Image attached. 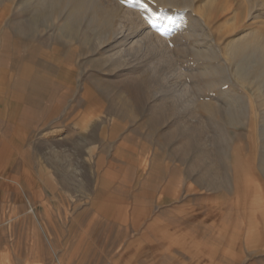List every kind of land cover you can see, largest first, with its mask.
Returning a JSON list of instances; mask_svg holds the SVG:
<instances>
[{
    "label": "rangeland",
    "instance_id": "rangeland-1",
    "mask_svg": "<svg viewBox=\"0 0 264 264\" xmlns=\"http://www.w3.org/2000/svg\"><path fill=\"white\" fill-rule=\"evenodd\" d=\"M7 1L23 10L17 27L32 31L36 50L64 59L66 83L72 69L80 92L95 96L92 119L83 122L94 124L83 134L78 126L64 128L62 155L50 158L59 175L45 181L53 214L48 224L38 207L0 208L1 248L9 239H25L29 249L46 252L48 264L103 263L78 255L90 248L85 207L92 198L112 195L116 208L109 212L120 216L123 200L129 220L135 219L134 190L144 174L137 160L159 154L155 163L164 170L150 174L145 184H191L232 203L240 216L234 226L247 228L250 246L264 250V94L258 81L234 75L236 65L227 54L231 42L252 31L264 38V0H92L101 5V15L106 10L110 36L103 34L109 27L95 29L86 17L67 29L58 10L35 12L27 0ZM153 42L141 56L137 47ZM163 45L168 54L161 59ZM221 133L230 136L228 146ZM1 256L9 258L7 252Z\"/></svg>",
    "mask_w": 264,
    "mask_h": 264
},
{
    "label": "crops",
    "instance_id": "crops-1",
    "mask_svg": "<svg viewBox=\"0 0 264 264\" xmlns=\"http://www.w3.org/2000/svg\"><path fill=\"white\" fill-rule=\"evenodd\" d=\"M14 6L0 0V208L31 212L38 207L47 225L53 214L45 181L59 175L50 167V158L56 154L58 160L62 155L64 128L78 126L83 134L94 124L83 122L92 119L95 95L80 92L72 69L66 83L64 59H49L36 50L38 39L31 30L17 27L23 10ZM55 134L58 139L48 137ZM158 157L162 156L137 160L136 169L144 174L134 190L135 219L129 220L123 200L120 216L109 212L116 208L112 195L90 200L88 210L85 207L90 248L84 254L79 249L78 255L92 261L102 258L101 264H264V250L250 246L247 228L234 226L240 216L232 203L191 184L144 183L150 174L164 170L155 163ZM58 188L53 186L52 191L61 192ZM103 239L104 246L98 248ZM24 241L9 239L7 248L0 247V253L9 256L8 264H48L45 251L35 252Z\"/></svg>",
    "mask_w": 264,
    "mask_h": 264
},
{
    "label": "bare ground",
    "instance_id": "bare-ground-1",
    "mask_svg": "<svg viewBox=\"0 0 264 264\" xmlns=\"http://www.w3.org/2000/svg\"><path fill=\"white\" fill-rule=\"evenodd\" d=\"M156 1L172 2V1H176V0H156ZM27 3L29 6H31L32 10H34L35 12L37 10L38 11L41 10V8L43 10H49V11L50 10L51 11H54V10L60 11L61 13L64 14V18H66V20H67V25H66L67 29H70V26H72L77 21H79L80 18L86 17L87 18L86 22L88 23V25L89 26L91 25V27H93L95 29H102V28H105L106 26L109 27L108 29L107 28L104 29L105 31L103 34L105 36L106 35L110 36L112 33L113 26H112L111 20L106 18V16H107L106 15L107 13L105 12L106 10L103 9V13H105V14H103L101 12L102 13V15H101L100 14V11L102 9L101 5L99 3H95L92 0H27ZM105 7L107 9V6H105ZM108 17H109V15H108ZM111 17H112V15H111ZM112 20H113V18H112ZM114 21H115V19H114ZM71 32L72 31H70V34H71ZM149 34L152 35V32ZM148 40H150V38H148ZM141 41H140V43H141ZM138 42H139V40H138ZM149 44H151V43H149ZM152 46H155L154 42L151 45H147V46L141 45V46H138L137 48H138V51L141 53V56H142L145 53L147 54L150 51ZM227 47H228L227 54L230 56L231 60L236 65V69H235L236 73L234 75H236V77L243 82L256 83L257 84V81H258L259 82V85H258L259 91L258 92H261L262 94H264V38L257 35L255 31H252L250 34H248L247 36H245L241 40H236V41L231 42L229 44V46H227ZM205 50H207V49H205ZM203 52L205 53V51H203ZM204 53H203V55H204ZM214 53H216V52H214ZM166 54H168V50H167V47L165 45H163L161 48V53H160L159 57L162 59L163 57L166 56ZM212 59H214V58H212ZM207 60H209V58ZM202 69H205V68H202ZM207 70H208V68H207ZM214 70L216 71L215 68H214ZM215 71L214 72L212 71V72L215 73ZM207 74H208V72H207ZM209 74L211 75V73H209ZM210 77H212V76H210ZM209 79H211V78H209ZM209 83H210V80L208 81L207 85ZM212 83H210V84H212ZM213 85H214V83H213ZM186 89L183 88V90H182L183 92L180 91L181 95H179V96L183 97L184 93H186ZM179 99H181V98H179ZM237 99H238V97H237ZM235 100H236V98H235ZM237 102H239V101H237ZM211 108H210V110H211ZM217 113L218 112H216V114ZM215 117H216V115H215ZM216 119H217V117H216ZM238 119L239 118H237L236 120H238ZM221 136H222L223 140L225 142H227V146H228V144L230 143V140H231L230 136L227 133H221ZM8 263H9V260L7 257H5V256L0 257V264H8Z\"/></svg>",
    "mask_w": 264,
    "mask_h": 264
},
{
    "label": "snow or ice",
    "instance_id": "snow-or-ice-1",
    "mask_svg": "<svg viewBox=\"0 0 264 264\" xmlns=\"http://www.w3.org/2000/svg\"><path fill=\"white\" fill-rule=\"evenodd\" d=\"M141 7H145V8H146V7H147V5H141ZM153 26H155V24H153Z\"/></svg>",
    "mask_w": 264,
    "mask_h": 264
}]
</instances>
